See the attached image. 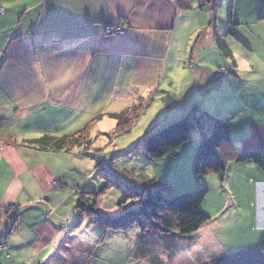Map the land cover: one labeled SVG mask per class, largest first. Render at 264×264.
I'll use <instances>...</instances> for the list:
<instances>
[{
    "label": "crops",
    "instance_id": "1",
    "mask_svg": "<svg viewBox=\"0 0 264 264\" xmlns=\"http://www.w3.org/2000/svg\"><path fill=\"white\" fill-rule=\"evenodd\" d=\"M2 4L0 174L9 181L0 190V207L16 210L0 220V245L5 246L0 249V264H44L50 254L47 264H76L75 257L82 258L80 264H92L90 250L101 230L76 209L79 184L72 185L77 187L67 199L55 197L71 185L66 183L68 175L52 168L54 155L81 138L91 140L93 133L100 134L94 130L90 135V126L103 122L106 114L121 115L158 93L161 81L181 63L171 57L185 31L190 36L184 49L192 36L200 34L189 69L194 76L180 100L170 92L163 98L168 114L158 128L197 104L208 120L202 131L192 133L196 146L211 133L214 122L222 120L229 123L240 152H264V0H214L213 8L206 0H2ZM230 8L234 25L226 32ZM122 24L127 26L124 35L108 31ZM116 102L134 107L120 114L105 109L86 129L62 135L63 140L51 136L72 116ZM40 133L41 138L29 139ZM217 180L233 211L204 212L211 219L236 213L241 218L238 226L248 228L247 242L264 243V171L254 163L229 159L225 179ZM58 182L63 188L56 186ZM208 184L207 178L199 182L206 189ZM117 234L121 233L109 237ZM19 248L27 256H16Z\"/></svg>",
    "mask_w": 264,
    "mask_h": 264
},
{
    "label": "rangeland",
    "instance_id": "2",
    "mask_svg": "<svg viewBox=\"0 0 264 264\" xmlns=\"http://www.w3.org/2000/svg\"><path fill=\"white\" fill-rule=\"evenodd\" d=\"M199 35L191 37L192 41L187 47L188 49H184V46L188 45L189 31H185L180 35L172 50L171 60L180 59L179 61L182 64L178 63L177 67L170 71L171 75L168 79L161 81L158 93L147 96L146 101L141 105L138 104L134 109L125 111L134 107V105L129 106L130 104H117L116 102L115 105H106L102 108H95V110L83 111L74 117L72 116L71 120L69 119L71 122L66 127L51 134V136H58V140H63L62 135L73 134L75 131L79 132L86 129L87 125L92 122V117L105 109L109 110L105 111L106 113L120 114L125 111L120 121L112 120L108 116L110 114H106L103 122L98 120L97 125L90 126V135L94 130H97L100 134L93 133L92 139L86 138L87 141L81 138L80 143H71L70 148H65L64 145L65 149L60 151V154L54 155L56 156L54 157L56 165L52 164V168L59 171L61 176L68 175L66 183L71 185L66 189L67 191H57L55 197L60 199L59 201L65 200L69 193H73L74 187H77L72 185L79 184L81 193L78 195L77 205L79 201L82 202L83 209H79V207L76 209L80 215L94 223L97 228L100 227L96 223L95 216L89 213L88 209L96 210L112 218L119 217L122 211L117 203L123 191L128 187L141 194L147 182L157 181L172 187L169 195H178L185 192H182V190L186 188L188 179L191 183H196L193 177L192 165L198 147L195 145L194 140L183 147L181 156L157 162L145 160L140 145L147 133L150 134L163 129L158 127L168 114L163 108L165 107L163 101L167 99L168 93L176 94L177 100H180L187 93V82L191 81L192 76H194L189 69L192 67L191 63L193 64V58L198 50ZM204 53V56H207L210 52L206 53L204 51ZM185 68L187 72L184 71ZM171 83L172 86H169ZM176 109L171 111V116L174 115ZM40 135L41 133L37 137L29 139H39L41 138ZM137 149L136 154L132 156V152ZM190 150L192 151L191 154ZM171 162H175V164L173 165ZM73 175L76 177L75 181ZM205 178L209 182L208 190L210 192L204 201L202 210L206 211L207 209L216 212L223 208L225 215L228 212L231 213L233 210L230 209L231 206L227 203L228 199L225 192H223V188L219 187L218 176L209 175ZM7 180L9 181L8 176L5 177L0 174V190L6 189ZM56 186L63 188L59 182ZM106 186L110 188L109 191L105 195H100L102 189ZM27 192L31 194L30 191ZM43 201L46 202L45 199ZM214 205L216 206L214 207ZM2 210L4 211L2 219L7 220L16 209L13 206H7ZM234 219H236V222H230ZM238 219L241 218H238L236 213L234 216L229 214L226 218H223V215L212 218L211 222L195 235L176 239L174 247L176 254L174 255H169L164 251L167 242L165 239H158L160 235H145L138 228H133L127 232L117 234L115 237H109L110 234H103L100 228V240L96 244L94 242L93 250H90L93 259L92 264H203L224 255L233 256L249 247H254L250 242H247L249 233L246 232L248 228L238 226V222H240ZM18 224L19 222L16 221L12 229L17 228ZM79 227L80 225L76 226V229ZM149 242L151 243L147 246ZM77 244L78 241L75 242L74 246ZM4 248V245H0L1 250ZM150 251H153V254ZM14 252L16 256L21 254L22 256H18L21 258L27 256L21 248L14 250ZM23 255L25 256L23 257ZM52 257L53 254H50L43 263L47 264ZM74 263H82V258L75 257Z\"/></svg>",
    "mask_w": 264,
    "mask_h": 264
},
{
    "label": "trees",
    "instance_id": "3",
    "mask_svg": "<svg viewBox=\"0 0 264 264\" xmlns=\"http://www.w3.org/2000/svg\"><path fill=\"white\" fill-rule=\"evenodd\" d=\"M209 7H214V0H206ZM232 11L230 8V23L226 28L229 32L232 25ZM220 47L231 57L225 42L220 40ZM111 118L121 120V115H110ZM208 116L201 112L197 104H193L186 114L167 124L159 131L148 134L141 142L143 156L148 162L163 161L176 158L179 151L192 139L194 131H202L206 127ZM2 123L0 122V130ZM193 159L192 172L196 183L188 184L181 194L169 195L172 187L157 181L147 182L144 191L139 194L131 188H126L117 206L122 211L117 218H112L93 209H88L95 216L96 223L103 234L127 232L138 228L145 235H160L158 239H165V252L174 255L176 239L187 238L198 233L206 224L211 222L202 206L209 190L199 186V182L209 175H216L225 179L229 159L237 163H254L264 171V152L252 150L240 152L231 139L230 125L226 121L214 122L211 133L204 136L197 144ZM132 152V156L136 154ZM191 185H195L191 188ZM110 188L102 189L100 195H105ZM177 194V193H176ZM83 209V203L77 205ZM4 211L0 207V220ZM151 242L147 244L150 245ZM154 251V250H153ZM153 251L150 253L153 254ZM159 262V261H158ZM160 263V262H159ZM203 264H264V243L233 255H224Z\"/></svg>",
    "mask_w": 264,
    "mask_h": 264
},
{
    "label": "built area",
    "instance_id": "4",
    "mask_svg": "<svg viewBox=\"0 0 264 264\" xmlns=\"http://www.w3.org/2000/svg\"><path fill=\"white\" fill-rule=\"evenodd\" d=\"M5 12V8L2 4V0H0V15L3 14ZM108 31L118 34V35H124L127 31V26L126 25H122L119 27H108Z\"/></svg>",
    "mask_w": 264,
    "mask_h": 264
}]
</instances>
